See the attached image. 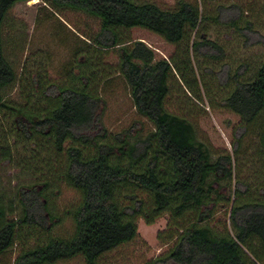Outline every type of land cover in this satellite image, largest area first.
I'll return each mask as SVG.
<instances>
[{
	"label": "trees",
	"instance_id": "trees-1",
	"mask_svg": "<svg viewBox=\"0 0 264 264\" xmlns=\"http://www.w3.org/2000/svg\"><path fill=\"white\" fill-rule=\"evenodd\" d=\"M28 1L0 0V108L5 107L4 90L15 82L13 68L3 53L4 23L15 4ZM42 2L54 11L69 9L99 20V33L84 42L95 50L118 48V74L129 87L136 113L153 129L132 143L130 132L115 136V144L105 142L104 135L88 136L102 100L88 90L94 81L86 78L84 83L83 76L79 86L47 85L42 93L47 96L48 109L42 114L27 117L15 111L25 135L30 131L23 122L31 125L34 133L47 136L57 153L65 151L64 182L79 193L80 203L71 213V236L22 249L13 264H54L76 256L85 264H97L101 255L136 237L137 218L151 224L166 213L173 220L170 227L175 231L169 240L174 239V243L153 264H264V57L254 69L242 63L232 75L225 73L231 85L223 106L239 118L234 153L241 150L245 140H252L246 158L253 166V176L241 177L242 167L238 166L239 173L233 179V157L212 160L206 146L196 140L192 124L164 108L173 78L178 77L194 93L191 59L156 61L155 52L143 42L125 45L128 41L117 34L120 29L140 28L169 44L189 43L205 19L198 6L179 2L170 11L134 0ZM260 12L264 15V0ZM231 26L237 28L236 21ZM237 29L253 32L248 20ZM201 49L221 53L219 46L204 41L192 42L188 53ZM66 142L69 145L63 149ZM226 179L233 180V188L224 200L216 186ZM46 187L43 184L19 191L20 213L15 219L7 218L12 212L0 204V255L17 245L18 229L44 228L50 217L42 200ZM140 194H145L147 202ZM222 200L230 204L232 234H217L206 223L211 209ZM186 214L191 218L178 223Z\"/></svg>",
	"mask_w": 264,
	"mask_h": 264
},
{
	"label": "rangeland",
	"instance_id": "rangeland-1",
	"mask_svg": "<svg viewBox=\"0 0 264 264\" xmlns=\"http://www.w3.org/2000/svg\"><path fill=\"white\" fill-rule=\"evenodd\" d=\"M134 1L170 11L179 2L199 7L205 19L191 35L189 43L169 44L159 35L140 28L120 29L117 34L128 41L125 45L143 42L155 52L156 61L191 59L194 93H190L178 77L173 78L164 100L165 110L192 124L196 140L206 146L212 160L219 156L233 157L236 165L233 179L239 171L243 178L253 176V166H249L246 158L252 140H245L241 150L234 153L239 118L223 106V99L231 85L225 73L229 71L232 75L242 63L254 69L264 57V15L260 12L263 0ZM246 20L252 24L251 33L237 29H241ZM232 21H236L237 28L231 26ZM99 31L98 19L69 9L54 11L42 0L17 3L8 12L2 32L3 53L13 68L15 82L4 90L5 107L0 108V204L7 212H12L7 218L15 219L20 213L19 191L46 184L42 200L50 217L44 228L18 229L17 245L0 255V264H13L22 249L42 245L51 238L71 236L74 228L71 213L80 203L79 193L64 182L65 151L57 153L49 138L34 133L27 122L23 123L30 133L25 135L15 111L27 117L42 114L48 109L47 96L42 93L47 85L79 86L80 76H83L84 83L86 78L96 83L90 84L88 90L96 92L102 100L95 113V126L87 132L88 136L104 135L105 142L115 144V136L130 132L132 143L153 129L136 113L129 87L118 74V48L95 50L85 44V38H93ZM200 41L216 44L221 53L207 49L188 53L192 42ZM68 145L66 142L63 149ZM238 166L242 167L239 171ZM216 187L224 200L228 199L233 180H221ZM140 198L147 202L145 194H140ZM229 216L230 204L222 200L211 209L206 223L217 234H232ZM190 218L186 214L178 223ZM172 221L168 213L151 224L142 217L137 218L136 237L101 255L97 264H153L173 246L174 239L169 240L175 231L170 227ZM54 264L85 263L81 256H76Z\"/></svg>",
	"mask_w": 264,
	"mask_h": 264
}]
</instances>
